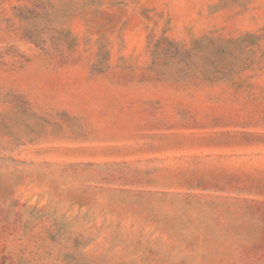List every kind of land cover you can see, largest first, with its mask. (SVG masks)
<instances>
[{"label": "rangeland", "instance_id": "1", "mask_svg": "<svg viewBox=\"0 0 264 264\" xmlns=\"http://www.w3.org/2000/svg\"><path fill=\"white\" fill-rule=\"evenodd\" d=\"M0 264H264V0H0Z\"/></svg>", "mask_w": 264, "mask_h": 264}]
</instances>
